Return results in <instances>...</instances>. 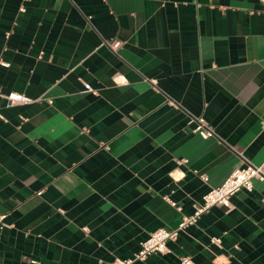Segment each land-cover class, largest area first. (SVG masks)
Masks as SVG:
<instances>
[{
  "label": "crops",
  "instance_id": "1",
  "mask_svg": "<svg viewBox=\"0 0 264 264\" xmlns=\"http://www.w3.org/2000/svg\"><path fill=\"white\" fill-rule=\"evenodd\" d=\"M9 91L31 101L8 105ZM0 112V264L131 256L264 160L263 3L0 0ZM197 115L212 135L192 130ZM252 184L134 264H264Z\"/></svg>",
  "mask_w": 264,
  "mask_h": 264
},
{
  "label": "built area",
  "instance_id": "2",
  "mask_svg": "<svg viewBox=\"0 0 264 264\" xmlns=\"http://www.w3.org/2000/svg\"><path fill=\"white\" fill-rule=\"evenodd\" d=\"M264 7V0H261ZM22 9V8H21ZM109 44L115 48L120 44L118 39H114ZM84 88L91 90L92 87L89 82H84ZM7 100L8 105L18 103H28L31 98L24 93L17 91H9L3 94ZM0 117L2 113L0 112ZM192 130L197 132L202 137L212 135L214 133L212 127L207 123L202 115H197L192 118ZM205 178L204 175H202ZM258 178L264 180V160L259 164L247 163L244 166L235 167L223 180V182L215 187H210L203 195L191 214H182L181 219L175 227H157L150 231L148 235L143 238L138 249L128 257H115L109 264H134L136 261L144 260L149 254L153 252L165 253L170 250L168 247V240H174L178 236L180 230L184 229L189 223L196 220V217L207 208L214 204L223 205L229 208L231 205L230 196L241 190L246 189L251 191L253 188L252 179ZM169 202L178 210L180 205L167 197ZM3 215H0V220ZM211 242L219 243L217 236L210 238ZM181 264H195L189 256L182 255L180 257Z\"/></svg>",
  "mask_w": 264,
  "mask_h": 264
},
{
  "label": "clouds",
  "instance_id": "3",
  "mask_svg": "<svg viewBox=\"0 0 264 264\" xmlns=\"http://www.w3.org/2000/svg\"><path fill=\"white\" fill-rule=\"evenodd\" d=\"M121 81H123V77H121Z\"/></svg>",
  "mask_w": 264,
  "mask_h": 264
}]
</instances>
